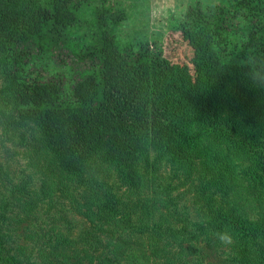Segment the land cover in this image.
Instances as JSON below:
<instances>
[{
	"label": "trees",
	"instance_id": "obj_1",
	"mask_svg": "<svg viewBox=\"0 0 264 264\" xmlns=\"http://www.w3.org/2000/svg\"><path fill=\"white\" fill-rule=\"evenodd\" d=\"M91 4L0 0V70L12 93L10 107L0 105V126L21 134L42 181L40 189L24 188L13 193L14 202L0 206V264H150L155 256L167 264H195L203 258L201 240L218 252L231 249L247 264H264V150L221 118L212 91V83L224 87L234 74L248 84L243 100L263 84L264 0L190 5L172 34L192 47V67L173 62L157 42L137 47L120 41L116 30L129 18L125 6L108 1L92 6V41L74 51L87 68L74 84V100H67L61 79L31 76L27 68L39 57L72 48ZM176 70L189 81H178ZM194 117L206 136L219 138L215 147L199 145L190 132ZM149 143L183 186L198 181L203 220L172 209L156 175L146 172L162 163L143 164ZM231 147L249 158L253 173H238L236 161L226 156ZM95 160L117 174L124 192L101 185L87 170ZM73 181L89 187L88 200L71 201L90 224L85 239L52 224L39 237L23 232L31 241L20 242L15 223L31 220L38 201L51 200L56 191L66 195ZM252 208L258 218L251 219ZM222 232L231 235V244L220 242ZM170 253L175 254L165 255Z\"/></svg>",
	"mask_w": 264,
	"mask_h": 264
},
{
	"label": "rangeland",
	"instance_id": "obj_2",
	"mask_svg": "<svg viewBox=\"0 0 264 264\" xmlns=\"http://www.w3.org/2000/svg\"><path fill=\"white\" fill-rule=\"evenodd\" d=\"M105 1L125 6L129 13V18L116 30V36L120 41H130L136 44L137 47L140 42H157L159 46L165 48L167 55L173 62L178 63L181 67H192V47L184 39L173 36L172 32L177 29L178 21L182 19L190 5L200 1L208 6L219 0H92L90 8L85 9L82 13V18L87 21L82 22L81 27L77 31V38L73 43V47L64 49L62 52L39 57L27 68L31 76L40 75L45 80L61 79L64 87V98L67 100H74V84L87 68L84 62L78 60L74 51L82 50L92 41L90 22H92L93 16L91 7L100 6ZM176 72L175 77L178 76V81L185 83L189 81L186 75L181 76ZM234 75H236V78L229 81L224 87H221V84L212 83L214 101L218 106L222 119L228 120L230 124H236L237 128L240 129V133L245 132L251 141L260 147H258L259 149L262 148L261 150H264V82L262 85H258L257 90L251 89L255 93L253 97L248 95L243 100L241 96H244L245 92L247 93L248 84L243 83V80L237 74ZM11 100L12 93L0 70V105L10 107ZM183 108L186 110L185 106ZM195 119V117L191 119L190 124L193 128H191L190 132L198 139L199 145L205 146L209 144L215 147L214 145L218 143L217 140L219 138L206 136L203 130L199 129L196 121H194ZM34 133L37 135L38 140L41 141L42 135L38 127H34ZM34 133L27 131L26 134L33 139ZM20 135V133L7 132L5 128L0 126V206H3L6 200L10 203L14 202L13 193L19 195L24 188L40 189L42 185L41 178L38 176L36 168L32 165L31 155L27 147L20 142ZM38 140L36 139L37 142H39ZM144 147L143 164H147L149 161L151 165H155L157 162L162 161V163L156 164L158 165L157 169H153L152 166L146 172L156 175L158 189L164 195L170 197L173 204L172 209H177L179 213L186 215L194 222L203 220L206 214H202L198 206L200 204L199 189L194 185L197 180L193 184L183 186L179 178H177L175 169L170 162L164 159L159 149L150 143ZM226 156L236 161L239 174L240 171L243 172L241 173L243 175L253 173L249 167L252 162L248 157L246 158L244 153L241 154L240 148L231 147L229 154ZM87 170L96 174L101 185L105 183L115 192H118V189L125 191L126 188L121 185L117 174L108 166L102 165L100 160L91 161L87 166ZM55 178H60L59 172H56ZM69 188L73 189L66 191L68 196L63 195L58 190L51 200L38 201L37 208L32 212L35 214L34 217L32 214L31 220H26L20 226L15 223L18 231H20L19 233L22 234L20 242H23V240L31 241L23 232L29 233L31 231L35 237L37 235L39 237L42 235L43 229L50 230L52 224L60 226L72 238L85 239L86 232L90 231V224L84 216L74 210L71 201L74 196L82 202L88 200L90 195L89 187L84 184L78 186L73 181L69 184ZM69 193L73 194L70 195ZM28 195H24L21 200L24 202ZM16 211H19V208H16ZM248 212L251 215V219L258 218L256 209ZM9 213L14 214V209L9 211ZM181 225L182 223H180ZM3 227H5V224ZM199 245L203 250V258L195 264H247L243 256L232 252L229 248L218 252L213 250V247L205 240H201ZM8 246L10 247V245ZM29 250L30 248L27 246L26 252L29 253ZM174 254L165 255L171 256ZM155 257L156 260H151L150 264H167L165 258Z\"/></svg>",
	"mask_w": 264,
	"mask_h": 264
},
{
	"label": "clouds",
	"instance_id": "obj_3",
	"mask_svg": "<svg viewBox=\"0 0 264 264\" xmlns=\"http://www.w3.org/2000/svg\"><path fill=\"white\" fill-rule=\"evenodd\" d=\"M217 238L222 244L229 245L232 243V237L228 232L217 233Z\"/></svg>",
	"mask_w": 264,
	"mask_h": 264
}]
</instances>
